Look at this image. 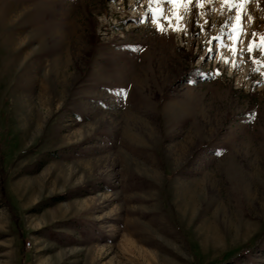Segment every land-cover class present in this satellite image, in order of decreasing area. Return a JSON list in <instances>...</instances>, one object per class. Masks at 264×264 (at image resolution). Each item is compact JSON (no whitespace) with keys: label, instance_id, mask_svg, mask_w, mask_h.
Returning a JSON list of instances; mask_svg holds the SVG:
<instances>
[{"label":"rangeland","instance_id":"374dc122","mask_svg":"<svg viewBox=\"0 0 264 264\" xmlns=\"http://www.w3.org/2000/svg\"><path fill=\"white\" fill-rule=\"evenodd\" d=\"M237 14L0 0V264H264V0Z\"/></svg>","mask_w":264,"mask_h":264},{"label":"snow or ice","instance_id":"6c2138e0","mask_svg":"<svg viewBox=\"0 0 264 264\" xmlns=\"http://www.w3.org/2000/svg\"><path fill=\"white\" fill-rule=\"evenodd\" d=\"M195 4L197 6L203 5L206 2H211V0H194ZM221 2L224 5H227L229 7H235L237 9V16L236 19L237 21L240 20V15L239 13L242 11L243 5L247 4L249 0H221ZM167 3L174 6V7H179L181 5H188L192 4L193 0H167ZM154 11H159V9H154ZM177 20L180 19L179 16L176 17ZM239 27V24L233 26V36L232 39L238 40L240 33L237 31ZM261 43L264 44V37H261ZM248 52L251 53L253 51V43H248L247 45Z\"/></svg>","mask_w":264,"mask_h":264},{"label":"built area","instance_id":"2783aa9c","mask_svg":"<svg viewBox=\"0 0 264 264\" xmlns=\"http://www.w3.org/2000/svg\"><path fill=\"white\" fill-rule=\"evenodd\" d=\"M30 244V242H28V245Z\"/></svg>","mask_w":264,"mask_h":264}]
</instances>
